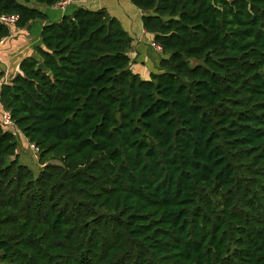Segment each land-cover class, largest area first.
I'll use <instances>...</instances> for the list:
<instances>
[{"label":"trees","instance_id":"1","mask_svg":"<svg viewBox=\"0 0 264 264\" xmlns=\"http://www.w3.org/2000/svg\"><path fill=\"white\" fill-rule=\"evenodd\" d=\"M59 1L0 0V39ZM131 1L163 47L150 78L84 6L0 69V264H264V0Z\"/></svg>","mask_w":264,"mask_h":264},{"label":"crops","instance_id":"2","mask_svg":"<svg viewBox=\"0 0 264 264\" xmlns=\"http://www.w3.org/2000/svg\"><path fill=\"white\" fill-rule=\"evenodd\" d=\"M41 9L46 19H38L24 28H13L12 34L3 39L0 45V69L5 71V81L16 74L20 61L35 53V46L41 44V32L48 23L58 22L66 14H71L78 6L90 9L105 8L111 16L118 18L124 29L133 38L131 50V68L142 78L148 79L151 74L158 72L161 52L153 43L154 35L143 26L144 12L137 8L131 0H79L73 1L65 10L57 6H45L35 2L30 4Z\"/></svg>","mask_w":264,"mask_h":264},{"label":"built area","instance_id":"3","mask_svg":"<svg viewBox=\"0 0 264 264\" xmlns=\"http://www.w3.org/2000/svg\"><path fill=\"white\" fill-rule=\"evenodd\" d=\"M73 1L75 0H60L55 6L65 10L66 7L71 4ZM19 20V16L17 14H12V15H8V14H3L0 16V21L3 22L4 24H8L9 26H13L15 25ZM4 39V38H3ZM3 39H0V45L3 43ZM154 48L159 51L162 52L163 51V47L160 43H153ZM3 81L0 80V86L2 85ZM1 119L2 122L9 128V129H13V120L11 118V114L9 111L3 110L1 111ZM32 147L34 148V150L38 151V149L35 147V145H32Z\"/></svg>","mask_w":264,"mask_h":264},{"label":"rangeland","instance_id":"4","mask_svg":"<svg viewBox=\"0 0 264 264\" xmlns=\"http://www.w3.org/2000/svg\"><path fill=\"white\" fill-rule=\"evenodd\" d=\"M124 28V27H123ZM16 131L18 140H19V146H18V158L21 163L27 164L29 167H31L36 173L40 170L41 165L38 160V151L34 150L32 145L29 143V141L14 127L13 129Z\"/></svg>","mask_w":264,"mask_h":264},{"label":"water","instance_id":"5","mask_svg":"<svg viewBox=\"0 0 264 264\" xmlns=\"http://www.w3.org/2000/svg\"><path fill=\"white\" fill-rule=\"evenodd\" d=\"M40 67L44 68V65H43V63H41V64H40Z\"/></svg>","mask_w":264,"mask_h":264}]
</instances>
